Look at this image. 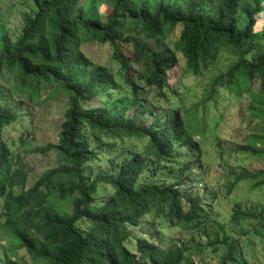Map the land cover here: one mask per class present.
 <instances>
[{"label":"trees","instance_id":"trees-1","mask_svg":"<svg viewBox=\"0 0 264 264\" xmlns=\"http://www.w3.org/2000/svg\"><path fill=\"white\" fill-rule=\"evenodd\" d=\"M30 1L33 9L22 16L16 38L0 21V77L13 78L16 91L30 99L48 86L63 89L68 108L58 142L38 149L42 154L54 151L57 167L29 190L19 183L20 192L14 190L15 178L24 180L23 170L2 139L4 128L15 123L17 115L0 110V225L11 246H21L37 264H184L180 247L165 249L155 236L133 234L146 215L167 218L175 226L206 225L201 199L192 200L180 189L183 175L201 162L190 123L178 111L161 118L141 96L140 81H144L164 97L170 87L169 72L179 59L171 48L154 50L136 43L149 53L152 63L151 74L137 80L117 42L129 24L156 41L179 29L181 51L193 74L199 75L202 65L220 52L232 51L238 60L215 83L252 82L264 74V33L261 41L252 40L256 17L264 6L259 0H101L111 8L103 22L85 7L86 1L95 7L99 0ZM88 42L110 44L119 72L95 65L82 49ZM86 70L88 78H79ZM263 107L260 103L259 115ZM102 136L147 139V145L142 153L128 147L101 172L94 139ZM257 143L260 147L248 146L245 151L264 160V137ZM167 166L176 178L167 176L160 184L142 180L144 174L156 177ZM260 177L264 168L238 180ZM100 185L113 188V194L101 202ZM258 185H264V179ZM69 202L71 212L66 209ZM254 217L258 216L236 210L233 219ZM82 222L88 227H81ZM216 227L219 232L222 225ZM229 255L222 264H229L234 254Z\"/></svg>","mask_w":264,"mask_h":264},{"label":"rangeland","instance_id":"rangeland-1","mask_svg":"<svg viewBox=\"0 0 264 264\" xmlns=\"http://www.w3.org/2000/svg\"><path fill=\"white\" fill-rule=\"evenodd\" d=\"M259 1L264 6V0ZM32 5L30 0H0V21L11 37L16 38L20 33L22 16L32 11ZM85 7L92 9L103 22L111 13V8L101 0L95 7L86 1ZM256 19L252 40L261 41L264 12ZM124 32L123 39L117 44L132 66L131 75L137 80L151 74L152 63L149 53L136 43L147 44L154 50L171 48L177 53L179 62L169 72L170 87L164 90L165 96L140 81L141 96L147 107L161 118L178 111L190 123L193 140L199 143L197 153L201 162L195 165L197 169L194 167L192 172L183 175L185 183L180 189L192 200L201 199L205 206L203 220L206 221L204 227L195 228L194 225L175 226L167 218L146 215L140 227L133 230L134 236H155V242L163 244L165 249L180 247L184 264H222L225 256H231V251L234 255L229 264H264V216L260 215L264 211V185H258L264 177L238 180L242 174L254 175L264 168L261 156L245 151L248 146L260 147L257 139L264 137V111L261 115L258 112L260 103L264 105V74L252 82L241 80L228 85L224 79L223 84L218 85L215 80L224 76L238 60L232 51L220 52L214 60L202 65L201 72L196 75L187 67L182 54L179 29L161 41L145 37L135 24H129ZM82 49L95 65L108 67L115 74L119 72L120 66L113 57L114 48L110 44L88 42ZM89 71L80 72L79 78L86 80ZM16 88L13 78L0 77V110L17 115L15 123L4 128L2 139L9 145L13 160L17 159L23 170L24 180L15 178L14 190L20 192L19 183L24 182L25 190H29L45 172L59 163L54 151L42 154L38 149L58 142L68 108V94L63 89L48 86L40 91L39 97L30 99L18 93ZM94 140L100 153L96 164L101 172L107 171L112 162L126 154L123 151L128 147L142 153L147 145V139L138 138L121 140L102 136ZM180 167L184 168V165ZM169 168L167 166L156 177L144 174L142 180L160 184L167 176L176 178ZM99 188L100 202L113 194L109 185ZM71 207L72 202H69L67 211L71 212ZM236 210L258 217L235 221ZM84 224L79 225L83 227ZM217 225H222L219 232ZM11 245L8 233L0 225V264H37L21 246ZM130 247L135 250L133 245Z\"/></svg>","mask_w":264,"mask_h":264}]
</instances>
